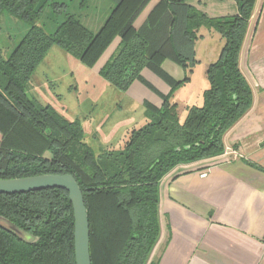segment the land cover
Listing matches in <instances>:
<instances>
[{
  "label": "trees",
  "instance_id": "1",
  "mask_svg": "<svg viewBox=\"0 0 264 264\" xmlns=\"http://www.w3.org/2000/svg\"><path fill=\"white\" fill-rule=\"evenodd\" d=\"M46 1L0 0V18L7 13L29 26L9 56L0 50V180L73 175L88 211L91 263L147 264L160 237L162 179L180 165L224 153L225 135L253 106L240 53L257 0H233L237 14L223 18L191 4L200 0H159L139 29L135 24L153 0H111L115 6L98 32L67 14L53 34L38 25ZM203 28L224 45L206 69L203 105L189 107L181 121L172 98L191 80ZM116 38L120 44L99 74L125 92L136 80L145 83L146 68L171 93L162 96L161 108L147 104L144 124L127 131L118 149L96 154L81 124L30 98L27 84L53 46L93 68ZM167 60L184 69L183 80L163 70ZM0 216L37 239L27 243L0 227V264H76L68 192L0 194Z\"/></svg>",
  "mask_w": 264,
  "mask_h": 264
},
{
  "label": "crops",
  "instance_id": "2",
  "mask_svg": "<svg viewBox=\"0 0 264 264\" xmlns=\"http://www.w3.org/2000/svg\"><path fill=\"white\" fill-rule=\"evenodd\" d=\"M203 1L191 4L205 13ZM158 2L153 0L146 8L135 24L137 29ZM226 2L234 9L228 17L236 15V2ZM200 35L203 44L209 39L214 43L207 45V69L218 59L224 41L214 30L203 28ZM119 44L116 38L95 65L101 63L99 73ZM162 68L177 81L186 75L169 60ZM240 69L251 87L253 106L225 135L224 153L180 165L162 179L158 192L160 237L147 264H264V0L256 1L249 20ZM141 77L147 85L137 80L124 95L143 107L145 120L146 104L160 108L161 95L167 96L170 87L149 69Z\"/></svg>",
  "mask_w": 264,
  "mask_h": 264
},
{
  "label": "rangeland",
  "instance_id": "3",
  "mask_svg": "<svg viewBox=\"0 0 264 264\" xmlns=\"http://www.w3.org/2000/svg\"><path fill=\"white\" fill-rule=\"evenodd\" d=\"M226 1L204 0L205 13L230 16L234 9ZM43 6L38 25L48 34L56 31L67 14L74 15L96 33L115 4L111 0H47ZM28 30L26 23L11 15L1 16L0 50L4 56L10 55ZM210 40L203 44V39H199V43H195V57L197 51L201 61L194 67L190 82L179 88L172 98L179 105L181 121L185 120L189 107L203 105V94L208 88L206 54ZM100 67L101 63L87 67L68 52L53 46L27 84L30 98L43 106H52L67 120L81 124L85 141L96 154L112 147L118 149L125 132L144 120L143 107L127 99L126 91L121 92L107 82L99 74Z\"/></svg>",
  "mask_w": 264,
  "mask_h": 264
},
{
  "label": "water",
  "instance_id": "4",
  "mask_svg": "<svg viewBox=\"0 0 264 264\" xmlns=\"http://www.w3.org/2000/svg\"><path fill=\"white\" fill-rule=\"evenodd\" d=\"M47 189H61L68 192L74 213L75 263L92 264L88 211L82 190L73 175L49 174L11 180H0V194H25ZM0 227L13 233L24 242L33 243L37 240L1 216Z\"/></svg>",
  "mask_w": 264,
  "mask_h": 264
},
{
  "label": "flooded vegetation",
  "instance_id": "5",
  "mask_svg": "<svg viewBox=\"0 0 264 264\" xmlns=\"http://www.w3.org/2000/svg\"><path fill=\"white\" fill-rule=\"evenodd\" d=\"M145 69H146V68H145ZM141 73H142V72H141ZM136 81H137V80H136ZM133 83H134V82H133ZM133 83H132V84H133ZM145 83H146V82H145ZM145 83H144V84H145ZM132 84H131V85H132ZM146 85H147V84H146ZM168 86H169V85H168ZM169 87H170V86H169ZM128 89H129V88H128ZM170 93H171V88H170ZM170 93H169V94H170ZM169 94H168V95H169ZM168 95H167V96H168ZM162 96H163V95H161V99H162ZM162 101H163V100H162ZM172 102H173V101H172ZM162 105H163V104H162ZM161 107H162V106H161ZM161 107H160V108H161ZM156 108H157V107H156Z\"/></svg>",
  "mask_w": 264,
  "mask_h": 264
}]
</instances>
